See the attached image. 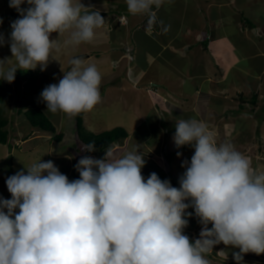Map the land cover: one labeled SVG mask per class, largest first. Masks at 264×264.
<instances>
[{
  "label": "clouds",
  "instance_id": "clouds-1",
  "mask_svg": "<svg viewBox=\"0 0 264 264\" xmlns=\"http://www.w3.org/2000/svg\"><path fill=\"white\" fill-rule=\"evenodd\" d=\"M125 3L131 15H147L153 24L164 0ZM9 7L19 18L7 41L12 56L0 59V80L8 83L18 70H44L60 50V36L67 33L64 45L78 46L105 24L100 11L81 0H9ZM69 64L40 99L46 112L74 117L101 102L102 76L81 58ZM172 139L178 149L194 148L181 164L179 188L156 172L145 178V155L137 147L82 156L74 165L79 179L71 181L51 160L7 177L11 198L0 196V264H210L207 254L220 243L239 249L236 264L244 254H264V172L232 143L218 142L202 120H179ZM80 151L94 152L96 145ZM190 207L202 226L195 241L184 234Z\"/></svg>",
  "mask_w": 264,
  "mask_h": 264
},
{
  "label": "rangeland",
  "instance_id": "rangeland-1",
  "mask_svg": "<svg viewBox=\"0 0 264 264\" xmlns=\"http://www.w3.org/2000/svg\"><path fill=\"white\" fill-rule=\"evenodd\" d=\"M81 3L86 7L88 5L93 7L91 5L96 3L101 15L108 18L109 21L107 22L110 27L108 28L106 22L102 28L96 30L98 36L95 35L91 42L82 43L78 46H66L63 43L66 40L64 36L58 38L57 33H52L51 38H58L61 46L58 52L53 51L52 60L44 70H41L39 66L35 70H18L16 77L19 78V83H8L1 80V86L3 88L8 87L12 94V100L5 107V114L10 120L8 129L11 135L7 144L0 143V196L5 199L11 198L6 186V174L10 173L11 176L20 170L26 172L25 167H30L39 160L53 161L71 181L79 179V173L75 170L74 165L82 156L103 158L107 150L121 153L137 147L145 155L146 160L142 175L147 178L150 173L156 172L162 180L168 179L174 186L176 183L179 184V177L185 171L181 167L182 162L184 160L190 161L194 153V148L191 146L176 148L172 139L177 123L173 119L178 117V113L174 112L179 109V106L174 99L168 97L171 92L179 89L183 91V88H180V81H174L173 79L176 74H172L166 67L154 65L157 62H153V65L150 63L144 65L143 71L146 72V75H143V77L134 72V70H140L143 63L148 62V59L142 57L139 43L142 41L141 36L135 32L138 29L143 30L142 26L139 25L138 29L134 26L131 30L129 29L128 39L125 41L120 40V38L118 39L120 43L111 41L109 36L112 34L113 20L125 14V12H122L125 11L121 7L122 3L112 7L106 4V0H81ZM21 7L26 8L28 5L24 4ZM89 10L94 11L93 8ZM11 14L14 15L13 19L10 18ZM135 16L138 18L144 17V15H130V19H135ZM18 18L19 13L9 7V0H0V21H2L0 23V36L5 40V43L0 45V59L11 58L12 56L7 41L10 39L12 30L10 25ZM119 21L124 20L120 19ZM117 29H120V27L118 26ZM98 38L104 40L98 41ZM137 39L140 41H137ZM108 42L109 44H107ZM144 42H141V45L143 47L145 45L147 50L152 51V47L154 49V44L149 39L144 38ZM121 44H124V47ZM119 49L124 50L126 54L117 59L121 53ZM80 55L89 56L83 60L88 64H95L102 76L100 85L101 102L91 111L84 112L83 115L86 129L99 133L122 127L128 133L123 143L113 145L104 151H80L84 145L78 142L74 133V117H68L63 113L52 114L46 112V104L40 99V93L47 85L58 83L64 72L70 70L69 60ZM12 63H14V58L8 61L9 65ZM210 77L214 80L218 79V76L214 73H211ZM254 86L256 85L253 84L252 87ZM255 90L258 91V89L242 91L249 98ZM17 92L24 93L25 97H30L50 117L56 130L64 133L60 143L51 141V134L31 127L23 113H16L13 97ZM259 102L258 108L259 105L263 107L264 98L260 99ZM170 103L173 107L170 106ZM157 105L160 106V109ZM233 109L230 111L233 112ZM194 110H190L192 114H194ZM255 111H243L245 116L249 113L252 118H242L240 122L232 119L234 115L231 112H229V119L225 121L219 116L208 113L202 116V121L214 133L218 142L227 141L232 143L238 151L251 159L253 167L258 172H264V116H256ZM162 112L170 114L169 118L164 117ZM192 114H189V117L199 118L197 114H194V117ZM185 120H188V118ZM237 134L243 135L252 143L243 144L244 142L240 141H244L245 138L237 136L239 142L235 144L234 140ZM253 139L255 140L253 141ZM178 152L182 155H178ZM190 212H193V216L189 218V224L184 231L190 232L197 229L201 231L202 226L191 207ZM208 227L211 228V225ZM214 251H216L215 248ZM214 251H212L214 256H210L212 260H226V255H223V253L219 255L218 252ZM257 261L264 264V254L258 255Z\"/></svg>",
  "mask_w": 264,
  "mask_h": 264
},
{
  "label": "crops",
  "instance_id": "crops-1",
  "mask_svg": "<svg viewBox=\"0 0 264 264\" xmlns=\"http://www.w3.org/2000/svg\"><path fill=\"white\" fill-rule=\"evenodd\" d=\"M118 3H122L121 7L125 10L120 18L124 16L125 20H113L109 37L116 42L119 38L127 40L128 30L138 19L139 22L141 20L136 16V20L130 19L125 0H106L111 7ZM91 6L94 11L98 10L96 3ZM156 16L152 30L135 31L141 36L142 41H137H140L143 59H148V62L134 72L143 77L146 75L144 65L157 62L154 65L166 67L176 74L173 79L180 81L183 91L176 90L168 97L177 102L179 109L176 112L181 106L189 111L195 109L194 114L199 116L197 120H202L206 113L218 116L215 112L223 113L229 105V98L249 89H258L252 94H257L260 104L259 100L264 98V0H164L156 10ZM104 18L105 23L109 21ZM159 21H163V25ZM106 25L110 27L108 22ZM118 26L120 29H117ZM62 36L67 39L68 34ZM144 38L153 42L152 51L141 45ZM103 40L98 38V41ZM121 45L124 47V44ZM119 50L121 53L117 59L125 55L124 50ZM211 73L216 74L218 79H212ZM253 84L256 86L252 87ZM231 105L237 106L236 103ZM176 185L179 187L178 183ZM187 211L190 212V208ZM184 234L195 241L200 231H184ZM221 247L222 243L217 244L214 247L216 251L214 248L212 251L219 255L223 253L227 256L226 260H212L211 251L207 254L210 264H236L233 253L239 252V249ZM257 259L258 255L254 253L244 254L241 264H261Z\"/></svg>",
  "mask_w": 264,
  "mask_h": 264
},
{
  "label": "trees",
  "instance_id": "trees-1",
  "mask_svg": "<svg viewBox=\"0 0 264 264\" xmlns=\"http://www.w3.org/2000/svg\"><path fill=\"white\" fill-rule=\"evenodd\" d=\"M13 14L10 15V18L13 19ZM148 16L144 15L143 18H141L140 22H137L136 24H134L133 26L137 29L139 25H141L142 29H148L146 26H148L151 30L153 29L154 26H152V24H149V20H148ZM133 26H131V29L134 28ZM149 29V30H150ZM139 30V29H138ZM84 57V56H83ZM82 55L74 57V58H83ZM19 78H17L15 76V80L14 82H18L19 83ZM33 93L36 94L35 91H33ZM258 96L257 94H252L251 97L247 98L245 93L241 90L239 93H237L234 97L229 98V102H228V107H226L224 109L223 113H218V111H216L215 113L220 117L223 118V120H227L230 117L229 112L232 113V115H234V117H232V119H235L236 121L238 120L240 122V120L242 118H252L251 114H245L243 113V111H255V115L256 116H264V106L258 108ZM12 100V94H11V90L8 87L3 88L1 86V80H0V143L1 144H7L9 142V137L11 135L9 129H8V125H9V119L5 114V107L6 104ZM236 103L237 106L232 107L231 104ZM13 104H14V110L16 111L17 114L23 113L24 117L26 118L27 122L29 123V125L33 128H38L43 132L49 133L51 134V141H55L60 143L64 137V133L57 131L54 124L52 123L50 117L40 108L38 107V105L35 104V102L30 98V97H25L24 93L21 92H17V94L15 95V97H13ZM160 109V106L157 105ZM213 108H217L214 107ZM233 109V112L230 111ZM162 111V110H161ZM179 112H181V114H179ZM179 112H175L178 113L175 119H173L175 122H178L179 120L183 119H193L191 117H189V114H191V112L188 110H185L184 107L180 106V110ZM185 112V114H183ZM164 113V117L169 118L170 114H168L167 112H162ZM83 115L84 112L74 116V133L77 136V140L81 145L86 146L89 143H95L96 145V150L99 151H104L107 150L108 148H110L113 145L119 144V143H123V140L127 138L128 133L127 131L122 128V127H116L113 128L111 130L108 131H103V132H99V133H94L91 132L89 130L86 129L85 125H84V119H83ZM187 116V117H186ZM175 130V128H174ZM257 135V133H256ZM239 138H245L243 137V135H239L237 134L235 136V144H237L238 141V137ZM247 136V135H246ZM255 139H253L254 141ZM240 142H244L243 144H248L249 142L252 143V141H248L246 138L244 141H240ZM256 143H258L256 141ZM260 143V142H259ZM254 145V144H253ZM7 177L10 176V173L6 174ZM191 240V239H190ZM193 241V240H192Z\"/></svg>",
  "mask_w": 264,
  "mask_h": 264
},
{
  "label": "bare ground",
  "instance_id": "bare-ground-1",
  "mask_svg": "<svg viewBox=\"0 0 264 264\" xmlns=\"http://www.w3.org/2000/svg\"><path fill=\"white\" fill-rule=\"evenodd\" d=\"M168 51V50H167Z\"/></svg>",
  "mask_w": 264,
  "mask_h": 264
}]
</instances>
